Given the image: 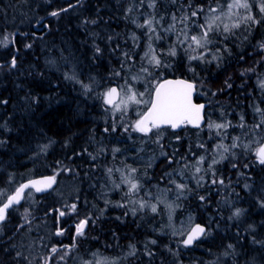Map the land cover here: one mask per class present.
Listing matches in <instances>:
<instances>
[{
	"label": "trees",
	"instance_id": "1",
	"mask_svg": "<svg viewBox=\"0 0 264 264\" xmlns=\"http://www.w3.org/2000/svg\"><path fill=\"white\" fill-rule=\"evenodd\" d=\"M217 1L222 0H175V3L173 0H156L153 12L149 7L152 0H0V153L5 152L0 156L7 161L16 155L19 164H29L33 147L52 140L51 150L44 154V166L37 169L36 175L54 174L61 178L59 173L68 169L74 174H82L84 163H91L92 159L86 154L89 151L84 143L95 137L90 126V112L100 117L97 109L103 102L95 91L83 95L81 82L98 80L105 87L115 82L114 79L117 83L128 82L130 73L142 66L140 51L130 39L140 32L138 13L134 10L143 8L151 11L154 17L164 16L168 22L173 14L183 12L185 16L184 12L208 7ZM253 7V18L237 30L214 34V48L222 55L218 61L187 62L174 58L173 72L163 77L193 79L199 89V101L208 103L228 98L232 107L225 110V117L246 118L242 135L256 128L264 133V126L256 127L264 120V90L254 86L259 73L264 71V48L260 47L264 44V12L256 2ZM53 12L57 15H51ZM6 36L7 40L4 39ZM169 39L175 41L174 34L169 35ZM167 43L168 38H163L160 46L167 48ZM13 58L15 67L11 66ZM248 85L254 86L256 92L250 97H247L250 93ZM250 99L259 103L252 106L255 101L249 103ZM253 107L261 111H254L256 108ZM212 108V104L208 105L206 122ZM166 128L169 137L165 140L173 141L169 140L173 136L181 138V142L169 143L175 144L179 153L170 156L174 164L171 166L177 168L179 165L176 164L185 153L198 149L187 139L195 142L196 134L193 133L199 130L190 125L179 131ZM240 151L218 169L216 180L223 177L226 182L232 181L227 192L211 191L207 197L202 192V195L196 194L185 200L184 205L197 212V222L208 227L206 235L193 247H185L180 238L172 234L167 219L161 217L162 211L148 217H141L143 213L133 217L125 215L124 209H113V213H121L125 219L115 217L112 220V208L91 212L84 206L86 211L77 216H90L89 229L97 232L100 244L106 249L110 248L108 239L113 231L120 235L157 236L159 242L154 249H149V257L140 254L139 260L148 259L133 264H144L145 261L147 264L179 261L264 264V164L246 156L244 148ZM170 163L168 157L162 158L155 171L163 174L170 170ZM86 166H92V163ZM56 167L61 170L57 171ZM87 171L95 175L91 167ZM88 192L96 193L94 186ZM53 206L61 207L56 202ZM237 209L241 214L235 215ZM67 219L69 223L74 221V218Z\"/></svg>",
	"mask_w": 264,
	"mask_h": 264
},
{
	"label": "rangeland",
	"instance_id": "2",
	"mask_svg": "<svg viewBox=\"0 0 264 264\" xmlns=\"http://www.w3.org/2000/svg\"><path fill=\"white\" fill-rule=\"evenodd\" d=\"M233 2L234 0H222L208 7L202 6L204 12L194 17L195 19L192 20L191 24L190 21H188L186 29L180 22V19L183 17V12L180 15H176V21H173L171 18V20L167 22L164 16H152L153 13L152 15L150 14V12L154 10L152 7L151 11H144L143 8L134 10L135 13H138V25H142L145 20L150 19L153 21V27L155 28V32H149L147 26L143 28L139 27L140 32L137 31L136 34L130 38L131 41L135 43L136 49L140 51V62L142 66L137 69L138 71L130 73L128 82L123 80L117 83L116 81L118 80L114 79L113 81L115 82H112V84H109L107 87L103 86L98 80H82L81 82V85L88 84L91 87V91L98 93V96L102 99L103 106L97 109L100 117H95L93 111L90 112V114L93 115L91 116L89 114V117L92 118V124H90V126H92L91 129L95 132V137L89 138V140L84 143L85 148L89 151L86 154L89 158H92L90 162L93 167L86 166L91 165V163H84L85 171L80 175L74 174L69 169L63 171V174L59 173L61 178L58 176V184L52 192L53 202H56L62 209H65L67 218H74L73 220L76 221L83 219L77 216V214L86 211L84 206H87L91 212L96 210L105 212L112 208V219L117 217L120 220H124L125 215L128 214L136 217L143 213L141 217H148L149 215H154L158 211H162L161 217L167 219L166 224L170 227V231L173 235H176V238L179 237L180 242L183 244L185 235L198 219L197 212L191 210L189 206L184 205L185 200L196 194L202 195V192H205L204 194L206 197L211 191H217L219 194L227 192V188L231 185L232 181L226 182L223 177H219V179L216 180V176L219 173L218 169L220 164H224L226 161L233 158L234 155L241 152V148L247 151L245 153L246 156L252 158V160L258 161L256 159V151L264 144V133L259 128H256L253 131L244 132L247 135L240 134L243 133V127H241V125L244 124L246 118L243 116H241L243 119H241V117L233 119L225 117V110L228 107H232V102L228 98L208 101V105H213V108L210 110V118L202 128H196L199 132L193 133V135L196 134V137H194L195 142H192L190 138L187 139V142L195 143V147L198 149H195V152L185 153L182 158L178 157L180 160L176 164L179 165L177 168L171 166L174 164L170 156H173V154L179 155V153H177L178 150L177 147H175L176 145L169 143L181 142L179 136L169 138V140L173 141L165 140L169 137V132L165 130L167 129L166 127L152 128L151 131L147 133L135 130L136 121L140 119L150 107V101L154 97L157 85L169 72H173L172 61H174V58L179 61L184 59L190 62L191 59H189V57L199 56L202 57L201 59L207 60L208 63L218 61L219 57L222 55L221 52H218L216 48H214V34L217 33L216 35H218L220 32H224L223 24L229 25L230 31L228 32L237 30L238 27L233 28L232 25L238 23L240 25L239 27H241L242 24L248 21L246 17L252 16L253 18L255 14L253 4L256 2L260 7L262 0H246L250 5L249 8L235 7L229 10L228 4ZM240 2L244 3L245 0H240ZM210 8H216L218 11L211 13L209 12ZM130 10H132V8ZM139 11L142 12L139 13ZM189 13L190 12H184V15ZM213 15L221 16V20L217 21V23L220 24V29L209 34L211 43L202 49L197 48L195 44H192V47L189 48V41H185V45L179 43L178 37L181 40L183 39V30H186L189 35H199L200 29L198 25L205 23L206 18ZM161 17H163V19H161ZM256 22H258L257 17ZM173 24H175V27L169 30L170 25ZM171 34H174L175 41L173 42L169 39V35ZM157 36L161 38L157 39ZM163 38H168L167 48L160 46V42ZM149 45H151V50ZM173 48H175L177 53L175 56L170 55ZM183 51V55L180 56ZM145 53H149V55L145 56ZM153 54L161 61L159 67L149 64V59ZM201 59H195L192 60V62ZM145 68L148 69V72L142 71ZM261 81H264L263 70L256 78V84L254 86L264 90V87H261ZM113 84H118L120 89L124 86L119 101L122 99L127 100V96L131 94L127 91V87L130 86L132 92L137 93V99L148 103L135 104L129 102L127 105L121 104L120 110L105 104L102 94ZM99 85L104 88L100 89L98 87ZM254 86L248 85L250 93L247 97L256 93L254 91ZM245 87L247 88V86ZM80 88L83 95L87 96L90 93V91H86L83 87ZM140 93L144 95L140 96ZM119 101L117 103H119ZM223 101H226V104H224ZM247 101L248 100L244 103H247ZM254 101L250 99L249 103ZM256 103H259V101L256 100L252 106H255ZM256 107H258V105H256ZM256 109L254 111H256ZM220 124H227L228 127H215V125ZM209 125H212V127H209ZM105 129H107V131H105ZM203 132L205 136H203ZM204 137L206 138L204 139ZM237 137H239L238 140L236 139ZM234 142L238 145L237 147H232ZM55 143L57 145V142ZM53 144L54 141L48 140L40 143L39 146L36 144L33 147L34 153L30 159L31 163L29 167L17 171V177H14L9 184L0 188V192L4 193L3 196H0V199L8 196L11 191L17 187L19 180L36 175L37 169L44 166V164H42L44 163V154L51 150ZM186 145H188V143H186ZM221 145L223 147H220ZM60 147L63 148L62 145ZM115 149H119V151H114ZM225 149H227V151H225ZM187 151H189V149H187ZM165 157H168L169 162H171L168 165L170 166V170H166L160 175L155 171V168L157 163ZM200 157H204V161L198 164L197 161H199ZM48 160L45 162H48ZM213 160L218 161V163L212 164ZM12 161L14 162V160ZM22 161H26V159ZM90 167L95 171V175H91L94 174V172L91 174L88 173L87 170ZM197 167L201 168L199 173L196 172ZM56 168L57 171L61 170V168ZM109 169H112L111 173H109ZM131 169H136V172L130 174ZM125 178L131 179L133 182H138L140 185L139 191L129 193L130 184L124 182ZM221 180L223 181L222 184L219 182ZM213 181H216V183H213ZM15 182L17 183L16 185ZM178 184H183L185 187L179 189L177 188ZM117 185H119V187H117ZM93 186L96 193L94 192V194L91 195L88 191H90ZM260 190L262 191L261 188ZM27 198L29 206L32 204L40 206V201L35 199V194L33 192H30ZM203 198L205 199V197ZM82 203L85 205H82ZM140 203H144L146 207L141 209ZM73 204L76 205L75 211H71V205ZM152 205L156 206V212L151 211ZM119 208L125 210V215L113 213V209L118 210ZM133 210H135V214H133ZM27 214L31 216L33 212L31 211ZM85 218L89 220L90 216ZM37 221V228H39L40 223ZM49 224L50 221L47 226H42V229L46 234H49V230H52L53 238H55L56 227L53 225L51 229ZM94 224L95 223H92L93 226ZM24 239V244L26 245L25 250L27 251L26 255L29 256L32 254V246L35 244L38 245L39 243L35 241L31 242L32 237L30 235L24 236ZM134 240L139 241V244L142 245V254H145L147 257L150 255L149 249H154L159 242L157 236L150 237L148 234H142V236L138 237L137 235H131V239L125 244L122 252L117 253L115 256H112L111 251L105 250L99 245L98 249H90V251L83 250L79 254H76V252L70 253L68 255L67 264H133L135 262L147 260V257H145V259L140 258L139 260L141 254L140 245L137 244L138 242L135 243ZM153 240L156 241V243H151ZM60 257L61 255L59 254L55 259L57 262L55 264H60ZM175 264L197 263L179 261Z\"/></svg>",
	"mask_w": 264,
	"mask_h": 264
},
{
	"label": "snow or ice",
	"instance_id": "3",
	"mask_svg": "<svg viewBox=\"0 0 264 264\" xmlns=\"http://www.w3.org/2000/svg\"><path fill=\"white\" fill-rule=\"evenodd\" d=\"M173 3H175V0H173ZM149 7L155 8L156 7V0H152V2L149 4ZM235 7L239 8H249L250 5L246 2L241 3L240 0H234L233 3L228 4V9L231 10ZM218 9L216 8H210L209 12L215 13ZM260 11L264 12V0L260 3ZM204 9L202 7L197 8L196 10L190 11L189 14H186L180 19L181 24L184 25V28H187V22L191 21L192 18L197 17L198 14L203 13ZM51 15L55 16L57 15L56 12L51 13ZM163 19V17H161ZM173 21H176L177 17L175 14L172 16ZM247 20H251L252 16L246 17ZM221 20V16L219 15H213L211 17L206 18L205 23L199 24L198 27L200 29L199 35H189L186 30L182 31L183 39H179L178 41L180 44H184L185 41H189L188 47L191 48L192 44H195L197 48H204L209 43H211V40L209 39V34L218 31L220 29V24L217 23V21ZM158 23V22H157ZM194 23V21H193ZM147 26L149 32H155V28L153 27V21L150 19H147L144 21V24L138 25V27H145ZM240 25L233 24V28H237ZM175 27V24L170 25L169 30ZM223 31L228 32L230 31L228 24H223ZM160 36H157V39H160ZM5 40L8 39L6 36L4 38ZM30 47V46H29ZM260 47L264 48V44L260 45ZM149 48L151 50V45H149ZM195 50V49H193ZM96 52L99 53L100 49L97 47ZM176 50L173 48L170 52V55L175 56ZM149 53H145V56H148ZM202 57L199 56H191L189 59L195 60V59H201ZM149 64L154 65L156 67H159L161 64V61L157 58L155 54L151 55L149 59ZM11 66H16V60L15 58L11 61ZM142 71L148 72V69L145 68ZM82 87L86 91H91V87L88 84H82ZM123 87H121V91H123ZM231 87V85H229ZM261 87H264V81H261ZM194 89V85L192 83H189L185 80H165L163 83L159 84L158 87L155 89V96L150 101L151 107L148 109L146 113H144L140 119H138L135 123V130L147 133L151 131L152 128H159L161 125H168L172 128H177L180 125L184 123H191L199 125L200 119H201V109L204 107L203 105H195L192 103L191 96L192 91ZM127 91L131 93L127 96V100H120L119 103H117V97L119 96L118 89L116 87L108 88L106 92H104L103 98L104 103L107 105H111L115 107L117 110H120V105L124 104L127 105L129 102L140 104V103H148L145 101H142L140 99H137V93L132 92L131 87H127ZM140 96H143V93L139 94ZM257 112H260L261 110L259 108L256 109ZM243 119V117H241ZM264 126V120L261 121V124L257 125L256 127H262ZM209 127H212V125H209ZM217 128H226L228 127L227 124H220L215 125ZM243 127V125H241ZM115 130V129H113ZM107 131V129H105ZM237 140L239 137L236 138ZM238 145L234 142L232 147H237ZM47 147V146H45ZM220 147H223L222 145ZM114 151H119V149H115ZM227 151V149H225ZM256 159L259 161L260 164H264V146L260 147L256 151ZM204 157H200L199 161H197L198 164L203 163ZM218 161L213 160L212 164H216ZM211 167V165H210ZM109 173H111L112 169L108 170ZM201 171V168L197 167L196 172L199 173ZM136 169H131V173H135ZM54 177H47L44 180H36V181H29L26 184H21L18 188L15 189V192L12 195H8L6 197V202L2 203V206H0V222H3L7 218L8 210L13 207L15 204H19L21 199L24 197L25 189L28 188H34L35 191L40 192L44 191L46 188H50L52 183L54 182ZM125 183L130 184L129 193L137 192L140 189V185L138 182H133L131 179L125 178ZM221 184L223 181H219ZM213 183H216V181H213ZM119 187V185H117ZM185 185L178 184L177 188L183 189ZM4 193L0 192V196H3ZM201 200H203V197H200ZM122 206V205H121ZM146 207L144 203H140V208L143 209ZM76 210V205H71V211ZM151 211L156 212L157 208L155 205L151 206ZM65 213L60 212V215L63 216ZM133 214H135V210H133ZM240 210L237 209L235 215H239ZM87 224V219L82 220L77 225V235H83V229L84 226ZM205 229L197 225L195 228L191 230V232L188 234L187 238L183 240V244L185 246L191 245L195 240H197L202 234H204ZM56 235H62V231H57ZM151 243H156V241H151ZM72 247H75V245H72ZM229 248L232 247V245L228 246ZM52 253H56L58 251L57 248L51 249ZM20 253H17V256H19ZM61 260L64 259L63 256L60 257Z\"/></svg>",
	"mask_w": 264,
	"mask_h": 264
},
{
	"label": "flooded vegetation",
	"instance_id": "4",
	"mask_svg": "<svg viewBox=\"0 0 264 264\" xmlns=\"http://www.w3.org/2000/svg\"><path fill=\"white\" fill-rule=\"evenodd\" d=\"M3 153L5 152L0 154ZM12 159L14 162L12 160L4 161L3 157L0 156V188L9 184L14 177H17V171H21L30 165V163L19 164L16 155ZM38 176H42V174L19 180L16 188L25 181ZM55 176L58 182V176ZM16 188L9 195H12ZM55 188L47 193H40L30 188L24 192V197L20 203L13 205L8 210L7 218L3 222H0V264H55L57 263L55 259L59 254L64 257L60 264H67L70 253L76 252V254H79L83 250L90 251V249L94 250L99 248L101 240L98 238L96 231L89 229L88 218H83L88 221L87 229L83 231V235H77L74 223L80 222L83 219L80 221L74 220L69 223L65 209L59 206L54 208L52 192ZM30 192L35 194V199L40 201V206H36L35 204L28 205L27 197ZM6 197L0 199V206H2L3 202H6ZM60 210L64 211L65 214L63 216L60 215ZM31 211L33 214L28 216L27 213ZM36 221L40 223L39 228H37ZM49 221V227L52 229L54 225L56 227V233L57 231H62V235H56L53 238L52 230H49V234L44 233L42 226H47ZM27 235L32 237L31 242L35 241L39 243L38 245L35 244L32 246V254L29 256L26 255V245L24 244V236L26 237ZM130 236V234L120 235L113 231L112 237L108 239L110 248L106 249L101 246L105 250L111 251L112 256H115L117 253L122 252L125 244L131 239ZM134 242H138L137 244H139L137 240H134ZM72 245H75V247H72ZM139 245L142 253V245ZM52 248H57L58 251L52 253ZM17 253H20V255L17 256ZM144 264H147V262L145 261Z\"/></svg>",
	"mask_w": 264,
	"mask_h": 264
},
{
	"label": "water",
	"instance_id": "5",
	"mask_svg": "<svg viewBox=\"0 0 264 264\" xmlns=\"http://www.w3.org/2000/svg\"><path fill=\"white\" fill-rule=\"evenodd\" d=\"M165 80H171V81L185 80V81H188L189 83H192V84L194 85V89H193V91H192V96H191L192 103L195 104V105H203L204 107L201 109V113H200V115H201V119H200L199 125L197 126L196 124H191V123H188V124H190V125L193 126L194 128H200V127H202V126L205 124V122H206V113H207V106H208V104H207L206 101H198V100H197L198 87H197L196 82H195L193 79H190V78H188V77H184V76H174V77H167V78L163 79L159 84L163 83ZM159 84L157 85V87L159 86ZM111 87H116V88L118 89V92H119V96L117 97V102H118L119 99H120V97H121V89H120V87L118 86V84H113ZM111 87H110V88H111ZM154 96H155V93H154ZM153 98H154V97H153ZM150 107H151V104H150ZM150 107H149V108H150ZM149 108H148V109H149ZM147 111H148V110H147ZM147 111H146V112H147ZM146 112H145V113H146ZM186 124H187V123H184V124L180 125V126L177 127V128H172V127H171V128H172L173 130L179 131V130H182V129L185 127ZM164 127H170V126H168V125H161V126H160V128H164ZM263 146H264V144H263ZM47 177H54V178H55V179H54V182L52 183V185H51L50 188H46L44 191H40V193H47V192H49L50 190H52V189L56 186V184H57L56 176H54V175H52V174H49V175H42V176H38V177H35V178H32V179H29V180L25 181L23 184H26V183H28L29 181L44 180V179L47 178ZM28 189H30V188H28ZM28 189H25V191L28 190ZM31 189H34V188H31ZM59 212H64V211H61V210H60ZM83 220H85V219H83ZM80 222H81V221H80ZM80 222H75V223H74V224H75L76 231H77V225H78ZM197 225H199L200 227H202V228L205 229L204 234H202V235H201L197 240H195L191 245H188V246H185V245H184L185 247H188V248L193 247L198 241H200V240L206 235V233H207V231H208V227H207V225L204 224V223H201V222H196V223L190 228V230L187 232V234L185 235L184 240L187 238V236H188V234L191 232V230H192L193 228H195ZM87 227H88V221H87V224L84 226L83 231H84L85 229H87Z\"/></svg>",
	"mask_w": 264,
	"mask_h": 264
}]
</instances>
